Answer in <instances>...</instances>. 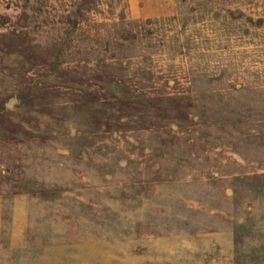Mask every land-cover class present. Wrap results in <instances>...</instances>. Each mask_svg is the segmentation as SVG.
Wrapping results in <instances>:
<instances>
[{"label": "rangeland", "instance_id": "obj_1", "mask_svg": "<svg viewBox=\"0 0 264 264\" xmlns=\"http://www.w3.org/2000/svg\"><path fill=\"white\" fill-rule=\"evenodd\" d=\"M0 264H264V0H0Z\"/></svg>", "mask_w": 264, "mask_h": 264}]
</instances>
